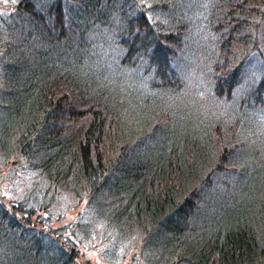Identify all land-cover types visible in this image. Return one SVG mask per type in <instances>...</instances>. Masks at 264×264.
<instances>
[{
  "label": "trees",
  "instance_id": "obj_1",
  "mask_svg": "<svg viewBox=\"0 0 264 264\" xmlns=\"http://www.w3.org/2000/svg\"><path fill=\"white\" fill-rule=\"evenodd\" d=\"M184 1L0 0V264H90L92 238L113 263L264 264V117L245 128L192 106L175 132L159 97L130 101L94 74L100 45L180 93ZM208 10L212 95L231 100L254 58L245 102L264 110V0Z\"/></svg>",
  "mask_w": 264,
  "mask_h": 264
},
{
  "label": "rangeland",
  "instance_id": "obj_2",
  "mask_svg": "<svg viewBox=\"0 0 264 264\" xmlns=\"http://www.w3.org/2000/svg\"><path fill=\"white\" fill-rule=\"evenodd\" d=\"M209 0H187L186 4V16L191 22V28L186 39L185 46L176 55L174 65L180 66L186 76L185 88L180 93L168 94L166 92H159L148 87V82L145 78H142V72L140 74L141 67L133 68L127 66H121L118 64L119 56L110 49L106 48L104 55L102 47L99 45L96 55V62L93 66L94 74L98 79L105 81L111 88L116 91H121L123 94H129L130 97L137 101H140L144 96L150 97V99L160 98L161 105L165 107L167 105L170 109V113L173 118V130L175 132H182L186 128L185 123L188 117L196 114L193 111L192 106H197L203 109L210 110L214 114H218L224 119L235 118L236 116L242 117V126L246 128L249 121L253 119H259L264 117V110L262 108L255 109L249 106L245 102L246 93L248 89L253 86L258 79L259 68L258 65L255 68V63L252 62L254 58L250 59V62L246 66V74L239 85V90L234 94L231 100L216 99V96L212 95L210 85L208 82L209 73L211 67L208 66L207 60L215 55V34L209 30V12L208 10ZM210 7V5H209ZM5 12V8H3ZM157 17L168 16L173 14V11H168V14L162 15L159 9H156ZM259 34L258 40L264 49V17L258 27ZM111 45V44H110ZM109 45V46H110ZM111 53V54H110ZM109 61V64L105 62ZM250 64V65H249ZM123 65V64H122ZM205 68V70H204ZM92 69V67H91ZM92 69V71H93ZM207 73V75H205ZM94 76V77H95ZM164 97V99L162 97ZM131 101V100H130ZM261 105V104H259ZM263 106V105H261ZM188 112V115H187ZM177 128V130H176ZM246 129H244L245 131ZM254 168V163H250V171ZM5 172V167L2 169ZM234 178H237L236 176ZM30 181V177L20 176L19 182L14 184L19 191H23L25 185ZM211 196L209 193L208 199ZM68 195L61 196V200L67 201ZM77 210L70 208L67 215L74 216ZM67 219L55 221L53 224L59 226L65 223ZM88 246L82 251L81 258L90 262V264H124L126 260L131 256L125 258V260L117 261L115 263L109 262L101 253V249L105 242L98 243L95 239H88ZM84 244L83 242H81ZM134 251V248L131 247ZM135 252V251H134Z\"/></svg>",
  "mask_w": 264,
  "mask_h": 264
}]
</instances>
